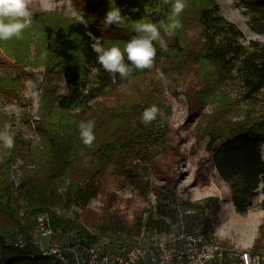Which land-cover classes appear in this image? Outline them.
I'll use <instances>...</instances> for the list:
<instances>
[{
	"label": "trees",
	"instance_id": "1",
	"mask_svg": "<svg viewBox=\"0 0 264 264\" xmlns=\"http://www.w3.org/2000/svg\"><path fill=\"white\" fill-rule=\"evenodd\" d=\"M72 1L83 21L44 13L35 18L31 28L19 39L0 41V48L9 57L28 65L27 53L36 38L39 41L36 58L43 61L46 72L52 73L54 68L64 70L67 91L63 95L41 94L37 143L14 134L13 148L5 149L0 145V264H60L52 256H42L28 238L36 218L44 213L49 214L54 229L71 234L72 238L68 240L79 244L99 242L107 232L122 230L102 227L101 232L94 234L79 222L76 214L68 217L55 210V207L72 204L85 208L99 194L96 177L107 164H113L125 173L140 192H148V181L132 172L127 163L131 154H144L148 148L150 137L141 125H136L138 121L133 122L141 118L148 107L129 98L115 107L89 104L114 91L115 87L151 72L158 67L162 56L170 57L177 64L184 56L183 42L175 33L167 52L154 42L157 52L154 67L134 71L130 77L122 79L119 74L113 77L105 72L97 63L91 49L94 40L89 33L100 38L105 46L123 48L124 43L135 35L132 22L143 19L168 23L170 6L164 5L163 0ZM243 1L250 8L252 18L264 22V0ZM195 3L203 43L191 58L197 67V77L206 85L203 99L213 108L211 120L204 128L205 150L219 178L229 186L236 211L245 212L258 189L264 191L261 152L264 141V41L245 40L237 26L218 12L213 0H196ZM115 6L129 19L125 24L106 28V12ZM20 88L11 76L0 78V96L15 95ZM88 120L95 122L96 139L91 147L82 143L78 131L79 122ZM5 123L13 126V116L0 113V127ZM17 159L25 160L28 169L15 181L11 172ZM172 196H164V199ZM163 214L160 205L155 214L139 216L136 219L138 235L169 232L170 223ZM206 230L205 223L203 233ZM124 234L129 236L127 232ZM19 235L25 241L22 248L15 246ZM110 244L126 247L122 241Z\"/></svg>",
	"mask_w": 264,
	"mask_h": 264
},
{
	"label": "rangeland",
	"instance_id": "2",
	"mask_svg": "<svg viewBox=\"0 0 264 264\" xmlns=\"http://www.w3.org/2000/svg\"><path fill=\"white\" fill-rule=\"evenodd\" d=\"M213 1L218 12L237 26L245 40L264 41V22L252 18L250 8L243 0H231V3L229 0ZM195 2L189 0L179 16L182 28L175 33L183 42L184 56L177 64L170 57L162 56L158 67L151 72L115 87L114 91L89 104L115 107L129 98L143 107L155 104L162 113L148 125L142 123L141 118L133 120L138 121L136 125H141L150 138L147 137L149 145L145 153L131 154L127 163L132 172L148 181L147 193L140 192L116 166L107 164L96 177L100 192L85 208L74 204L55 207L68 217L76 214L79 222L94 234L101 232L102 227L122 229L107 232L101 236L100 243L111 245V242L122 241L126 247L148 244L157 235H138L136 219L141 215L155 214L161 205L170 229L176 227L181 211L192 210L191 215L182 217L188 230L203 233L206 223L205 237L227 250H264V191L258 189L245 212L236 211L229 186L219 178L205 150L204 128L211 120L213 108L203 99L206 85L197 77V67L191 58L203 43L195 16ZM29 7L33 22L37 16L49 12L63 19L83 21L72 0H30ZM235 9H240L238 15L231 11ZM161 37L155 42L167 52L173 36L162 31ZM33 39L27 53L28 65L15 62L0 48V78L9 75L21 87L15 95L0 96V113L13 116L11 130L14 134H20L35 144L39 140L37 125L41 94L63 95L67 91L64 70L54 68L52 73L46 72L43 61L36 58L39 41ZM261 152L264 158V141ZM26 163L25 160H16L12 179L18 181L28 169ZM170 195H173L171 199H164ZM68 235L72 238L71 234Z\"/></svg>",
	"mask_w": 264,
	"mask_h": 264
},
{
	"label": "built area",
	"instance_id": "3",
	"mask_svg": "<svg viewBox=\"0 0 264 264\" xmlns=\"http://www.w3.org/2000/svg\"><path fill=\"white\" fill-rule=\"evenodd\" d=\"M192 212L181 211L174 229L156 234L146 245L118 248L100 242H70L67 233L52 227L47 213L36 218L28 238L42 256H52L60 264H264V250L230 251L203 233L188 230L182 217ZM24 244L19 235L15 246L22 248Z\"/></svg>",
	"mask_w": 264,
	"mask_h": 264
},
{
	"label": "clouds",
	"instance_id": "4",
	"mask_svg": "<svg viewBox=\"0 0 264 264\" xmlns=\"http://www.w3.org/2000/svg\"><path fill=\"white\" fill-rule=\"evenodd\" d=\"M29 4L30 0H0V41H7L13 37L19 39L26 29L31 28L33 13ZM163 4L170 6L169 22L165 23L163 20L151 22L143 19L132 22L135 35L124 43L123 48L118 45L105 46L100 38L89 33L90 38L95 41L91 44V49L96 54L97 63L105 72L113 77L119 74L123 79L130 77L134 71L150 70L154 67L157 55L154 42L162 39L161 29L169 37L173 36L182 28L179 16L188 6L187 0H163ZM231 11L238 15L240 9ZM128 19L129 17L121 14L119 7H110L106 12L104 24L109 28L112 25L125 24ZM239 19L246 18L239 17ZM93 70L99 71V69ZM158 116H162L161 109L153 104L144 109L141 121L148 125L156 121ZM94 128L95 122L92 120L81 121L78 124L79 138L87 147H91L96 139ZM14 142L11 125L5 123L0 127V145L5 149H11L14 147Z\"/></svg>",
	"mask_w": 264,
	"mask_h": 264
}]
</instances>
